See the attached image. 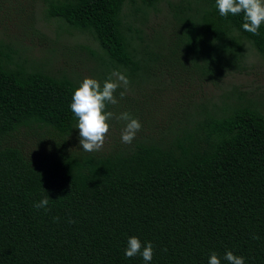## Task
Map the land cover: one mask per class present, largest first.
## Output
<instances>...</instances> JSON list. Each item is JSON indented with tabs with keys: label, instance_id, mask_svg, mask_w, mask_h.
<instances>
[{
	"label": "trees",
	"instance_id": "obj_1",
	"mask_svg": "<svg viewBox=\"0 0 264 264\" xmlns=\"http://www.w3.org/2000/svg\"><path fill=\"white\" fill-rule=\"evenodd\" d=\"M1 4L9 22L29 6L48 47L0 36V264H264V81L237 77L264 63V24L254 36L215 0ZM113 70L130 85L109 110L142 127L124 144L112 119L85 152L73 92ZM131 236L151 261L125 257Z\"/></svg>",
	"mask_w": 264,
	"mask_h": 264
},
{
	"label": "clouds",
	"instance_id": "obj_2",
	"mask_svg": "<svg viewBox=\"0 0 264 264\" xmlns=\"http://www.w3.org/2000/svg\"><path fill=\"white\" fill-rule=\"evenodd\" d=\"M215 3L221 16L227 17L229 14L235 16L242 13L243 29L254 36L260 34L259 29L264 24V0H215ZM129 85L130 81L123 72L113 70L102 83L96 78L85 77L74 90L70 109L78 120L76 128L79 129V142L83 151L99 152L103 149L112 119L124 122L121 131L122 143L131 144L135 139L142 127L140 121L127 111L117 115L108 107L119 104L120 100L126 97ZM48 205L49 198L45 196L34 203L33 207L48 211ZM253 239L259 237L254 235ZM137 255L142 256L145 262L151 261L153 245L151 242L142 245L138 237L131 236L127 242L125 257L132 258ZM224 260L228 264H245V258L234 255L232 251L225 253ZM208 264H221L216 252L211 253Z\"/></svg>",
	"mask_w": 264,
	"mask_h": 264
},
{
	"label": "rangeland",
	"instance_id": "obj_3",
	"mask_svg": "<svg viewBox=\"0 0 264 264\" xmlns=\"http://www.w3.org/2000/svg\"><path fill=\"white\" fill-rule=\"evenodd\" d=\"M24 6V12L19 15H15L16 13H12V16L10 14V17L14 18L10 20V22L7 20L5 13L3 11V6L1 4L0 6V36H9L12 41L15 42V45H20L22 47H27L32 49V54L35 56H41V54H46L45 48L48 47L44 43H39L37 39L31 37L29 33L26 34L25 25H23V19L24 17H27L30 15L29 11L30 7L26 6L24 4H21ZM257 67H254L250 70L249 75H239L238 80L244 82L248 81L250 78L255 79H262L264 81V63L260 61H256ZM236 79V77H235Z\"/></svg>",
	"mask_w": 264,
	"mask_h": 264
}]
</instances>
